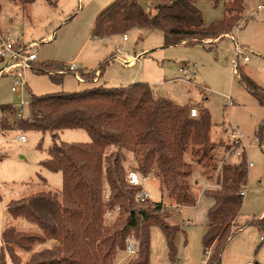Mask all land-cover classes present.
<instances>
[{"label": "rangeland", "instance_id": "1", "mask_svg": "<svg viewBox=\"0 0 264 264\" xmlns=\"http://www.w3.org/2000/svg\"><path fill=\"white\" fill-rule=\"evenodd\" d=\"M114 1L37 0L32 5L24 6L10 0H0V30L9 32L24 45L32 44L29 52L38 57L26 72L31 93L40 96L88 89L97 84L95 82L100 79L99 69L109 60L98 85L119 88L134 83H149L157 98H164L178 105L189 104L191 108L197 107L201 112L204 109L209 111L214 125L213 142L221 143L208 162L211 166L208 170L213 171L214 179L220 174L224 164L238 161L237 155L228 147L226 125L239 127L245 135L247 157L253 167L249 168L248 194L244 197L237 232L222 254V264H264V242L260 240L264 237V229L252 224L264 212V148L256 140L257 134L261 133L264 146V106L260 105L241 82V76L233 73L234 63L238 61L241 75L253 80L264 91V11L257 12L258 5L263 4L264 0H244L243 20L229 36H223L216 44L210 41L207 44L170 47L165 46L164 34L158 29L131 30L125 34L129 41H124V35H114L103 40L93 38L92 29L96 16ZM228 1L231 0H219L218 6L210 0L197 1L204 16V27L209 28L224 20L225 3ZM145 7L147 11H154V3H146ZM237 44L248 50V61L237 56ZM118 47L121 49L119 52ZM114 57L124 60L141 59L133 65H125L112 60ZM75 61L83 69L80 72H93L90 79L86 77L83 80L85 82H80L68 71L69 64ZM54 64H61L64 68L55 70ZM185 65L193 75L183 80L179 70ZM4 66V63H0V69ZM37 68H43L45 72L34 70ZM50 69L52 74H63L61 84L52 81L48 73ZM12 84L11 76H0V107H16L20 104L21 97L12 91ZM228 97L235 102L234 106H229ZM25 99L30 100L29 91L26 92ZM24 115L27 120L28 109H25ZM21 135L26 137L25 143L19 140ZM62 142L91 143L92 138L81 129L64 130L56 136L49 132L0 130V254L5 255L7 264H28L57 256L60 244L56 240L37 244L31 251H26L14 245L6 246L2 236L8 228L22 233H42L36 225L28 224L23 219H7L5 212L12 201L42 192L57 193L63 199V174L51 172L41 165L49 158V148ZM185 161L192 162L190 153L185 156ZM124 165L128 174L135 171L130 161L126 160ZM201 166L194 165L190 178L191 185L194 184L192 188L198 191L196 207L180 210L165 207L169 216L167 223L180 227L175 238L178 251L176 258H170L167 239L161 226L153 225L150 230L151 264H203L207 261L203 237L207 230L212 200L201 192L205 189L202 177L204 166ZM197 181L199 185H195ZM145 188L151 192L153 202H169L167 197L162 196L160 185L156 181H148ZM209 189L213 188L207 187ZM102 195L107 205L109 190L106 185ZM35 208L47 221L54 224V212L51 208L42 203ZM122 222L119 208H107L104 228L119 230L123 227ZM129 237L136 238V232L131 231L127 239ZM123 250L117 249L106 264H118L123 257ZM212 254L213 252L211 256Z\"/></svg>", "mask_w": 264, "mask_h": 264}, {"label": "trees", "instance_id": "2", "mask_svg": "<svg viewBox=\"0 0 264 264\" xmlns=\"http://www.w3.org/2000/svg\"><path fill=\"white\" fill-rule=\"evenodd\" d=\"M10 1L26 6L37 0ZM197 1L115 0L96 17L92 37L104 39L125 35L134 29H158L164 34L166 47L216 43L243 20L244 0H231L225 3L224 20L206 28ZM210 1L215 6L219 4V0ZM149 2L154 3V11L146 10L145 4ZM108 62L99 69L100 79ZM54 65L51 68L55 70L64 68L61 64ZM34 70L45 72L43 68ZM50 72L51 69L48 73L54 83L63 82V74ZM241 72L239 70L241 82L264 106V91ZM80 73L84 80L90 79L93 72ZM27 91L30 93L29 118H18L17 108L3 105L0 107L1 131L49 132L56 136L64 130L81 129L91 136L92 142H62L49 148V158L41 165L51 172L63 174V199L57 193L42 192L9 203L7 213L11 218L36 225L42 233H22L8 228L2 236L4 244L31 251L35 245L49 240L59 242L55 258L28 264H106L117 249L125 250L128 234L135 231L140 249L131 264H151L150 230L153 225H160L170 258L174 260L178 252L175 238L180 227L167 223L169 216L162 203L137 200L143 188L129 183L124 151L133 153L136 171L144 178L154 174L162 189L178 205L195 207L198 199L188 181L193 166L204 165L209 169L208 162L221 145L211 140L214 125L209 111L204 109L193 117L189 104L178 105L157 98L149 83L119 88L102 84L80 92L40 96L28 88ZM257 135L262 146V134ZM189 153L191 163L185 161ZM237 160L223 165L216 180L219 188L205 192L214 200L203 237L205 254L208 249H212L213 254L205 264H222V254L237 232V218L244 201L241 192L249 181L247 151L243 150ZM105 185L109 190L107 205L102 195ZM39 203L53 210L54 224L36 210ZM107 208H119L123 219L121 229L104 228ZM252 224L264 229V217L254 219ZM0 264H7L4 254H0Z\"/></svg>", "mask_w": 264, "mask_h": 264}, {"label": "built area", "instance_id": "3", "mask_svg": "<svg viewBox=\"0 0 264 264\" xmlns=\"http://www.w3.org/2000/svg\"><path fill=\"white\" fill-rule=\"evenodd\" d=\"M263 11H264V3L258 5L257 7V12L260 13ZM123 39L124 41H128L129 40L128 35H124ZM32 46H33L32 44L24 45L18 39L11 36L9 32L0 30V63L5 64V66L2 69H0V76L7 74L13 78L12 91L21 97L20 104L15 107L19 111L18 118L21 119H26L24 115V111L25 109H28L29 106V101L25 99V94L28 88L26 72L32 68L33 64L36 63L38 59L35 53L29 52ZM117 50L118 52L121 51L120 47H118ZM236 51L238 57H243L245 61L249 60L248 50H246L245 47L241 46L240 44H237ZM115 59L125 65H132L140 58H134L133 63L130 60H124L121 58H115ZM239 70H240L239 62L236 61L234 63L233 73L239 74ZM68 71L74 74V76L79 81L83 80L79 73V67L77 66L76 62H72L69 64ZM180 73L182 75L183 80L188 79L190 78L191 75H193V72L186 65L180 68ZM228 101H229V106L232 107L235 105V102L232 100L231 97H228ZM190 114L193 117H197L200 114V110L197 107H192L190 110ZM228 133H229L230 146L233 150L232 152L236 154L238 158L243 150H247V144L244 140L245 135L242 133L239 127L233 125L230 127V129H228ZM256 137H257L256 138L257 142H260L258 135ZM19 140L22 143H25L27 141L24 135H21L19 137ZM262 147L264 148L263 145ZM250 166L253 165L251 164ZM142 178H144L142 175H139L138 172H133V171L129 172L127 177L129 183L134 186L140 185V180ZM246 194H247V189H243L241 192V196L244 198ZM137 200L140 203L153 202L152 194L142 190L138 193ZM260 240L264 242V237H261ZM139 249H140L139 240L135 237H129L127 239L126 248L125 250H123V253L125 255V258L123 259L124 264H131L132 262H134L139 255ZM211 252L212 249H208L206 251V255H207L206 263L210 259ZM248 264H253V263H248Z\"/></svg>", "mask_w": 264, "mask_h": 264}, {"label": "crops", "instance_id": "4", "mask_svg": "<svg viewBox=\"0 0 264 264\" xmlns=\"http://www.w3.org/2000/svg\"><path fill=\"white\" fill-rule=\"evenodd\" d=\"M100 13V12H99ZM98 16V15H97ZM96 16V17H97ZM93 28H94V26H93ZM93 30V29H92ZM230 35V34H229ZM229 35H226V36H229ZM109 38V37H108ZM101 40H103V39H101ZM129 41V40H128ZM214 44H216V43H214ZM140 58V57H139ZM114 60H116L115 58H113ZM132 59H134V58H131L130 60H132ZM141 59V58H140ZM76 62V61H75ZM133 63V62H132ZM76 64H77V62H76ZM135 64V63H134ZM133 65V64H132ZM78 66V65H77ZM79 67V66H78ZM80 70H83V69H81L80 67H79V73H80ZM97 71V70H96ZM180 71V70H179ZM86 72H89V71H86ZM101 79H98L95 83H97V84H93V86L94 85H98V83H99V81H100ZM80 82H85V81H83V80H80ZM92 84V83H91ZM28 89H30L29 88V86H28ZM231 127L232 126V124H230V125H226V127H227V130H226V134H227V141H228V147L230 146V142H229V133H228V129H230V128H228V127ZM240 129V128H239ZM213 130H214V127H213V129H212V132H211V140H212V142H213V139H212V133H213ZM241 130V129H240ZM216 132H217V130H216ZM243 133V132H242ZM244 134V133H243ZM218 140V139H217ZM215 143H217V142H215ZM229 150V149H228ZM230 151L232 152L233 150H231L230 149ZM247 151V150H246ZM215 152V151H214ZM213 152V153H214ZM124 154H125V156H126V160H128V161H130L131 162V166L132 167H134V170L135 171H133V172H137L136 171V167H137V163H136V161H135V158H134V155H133V153L132 152H130V151H124ZM212 155H214V154H212ZM211 159H212V156H211ZM248 163H249V161H248ZM252 163H249V168H252L253 166H250ZM253 165V164H252ZM199 166H201V165H199ZM204 166V165H203ZM194 167V166H193ZM202 167V166H201ZM194 169V168H193ZM202 171H203V173H202V177H203V180H204V187L203 188H205L203 191H201V192H203V193H205V191H207V187H212L213 189H209V190H217L218 188H219V184L217 183V181H216V179L217 178H215L214 179V175H213V171L212 172H210L207 168H205V166H204V168L202 169ZM215 172V171H214ZM139 175H141L140 173H139ZM191 178V177H190ZM188 179V181H189V183L191 182V179ZM249 178H250V171H249ZM150 180H152V181H156L159 185H160V190H161V192H162V196L163 197H167L168 199H169V202L168 203H164V201H161V203L164 205V207H170V208H172L173 210H180V209H182V208H185V206H181V205H178L177 203H176V201L174 200V199H172V198H170L168 195H167V193L162 189V186H161V183H160V181L155 177V175L154 174H151L148 178H142L141 180H140V186H142V190H144L145 192H148V193H151L149 190H147L145 187H146V183L148 182V181H150ZM199 185V182L197 181V182H195V185ZM190 185H191V183H190ZM193 188H194V184H192L191 185ZM107 187V186H106ZM192 188V189H193ZM247 189V194H248V188H246ZM194 190V189H193ZM195 191V190H194ZM196 192V191H195ZM246 194V195H247ZM196 197H198V191L196 192ZM210 198V197H209ZM211 200H212V204H211V206H210V208L213 206V204H214V200L212 199V198H210ZM196 207V206H195ZM188 208H194V207H188ZM209 208V209H210ZM174 212H172L171 214H172V218H173V214ZM242 215V210H241V213H240V215H239V217L237 218V223H238V220H239V218H240V216ZM5 217L7 218V219H10L11 221L13 220V221H19V220H15V219H13V218H11L9 215H8V213H7V211L5 212ZM264 217V212H263V214L260 216V218H263ZM259 218V219H260ZM26 223H28V224H30L29 222H27L26 221ZM209 223V222H208ZM207 226H208V224H207ZM263 229V228H262ZM125 258V255H124V253H123V257L121 258V260H120V262L118 263V264H124V262H123V259ZM206 263V261H204L203 262V264H205Z\"/></svg>", "mask_w": 264, "mask_h": 264}, {"label": "bare ground", "instance_id": "5", "mask_svg": "<svg viewBox=\"0 0 264 264\" xmlns=\"http://www.w3.org/2000/svg\"><path fill=\"white\" fill-rule=\"evenodd\" d=\"M131 62H134V59L130 60Z\"/></svg>", "mask_w": 264, "mask_h": 264}]
</instances>
